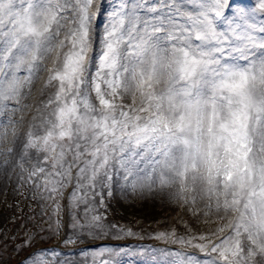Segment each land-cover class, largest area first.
I'll return each instance as SVG.
<instances>
[{"label":"snow or ice","instance_id":"obj_1","mask_svg":"<svg viewBox=\"0 0 264 264\" xmlns=\"http://www.w3.org/2000/svg\"><path fill=\"white\" fill-rule=\"evenodd\" d=\"M105 11L103 0H0V139L11 125L16 144L3 166L15 153L21 181L26 173L33 199L51 202L57 216L75 180L64 244L117 229L87 198L98 187L101 207L105 189H171L182 205L206 199L203 215L228 223L206 235L152 236L197 248L203 261L149 245L138 249L144 264H264V0H116L101 32ZM44 73L37 90L50 111L37 126L23 101ZM60 227L25 233L14 251ZM132 254L102 247L92 256L123 264L118 257ZM59 255L37 247L20 264H54Z\"/></svg>","mask_w":264,"mask_h":264},{"label":"rangeland","instance_id":"obj_2","mask_svg":"<svg viewBox=\"0 0 264 264\" xmlns=\"http://www.w3.org/2000/svg\"><path fill=\"white\" fill-rule=\"evenodd\" d=\"M39 105L41 106V113L46 114L47 111H50V109L45 110L41 103ZM40 119L41 114L36 121L32 120L31 123L38 126ZM14 163L15 154L13 153L12 157L9 158V164L6 167L7 171L4 173L5 176L0 185V264L14 263L13 257L15 255L19 257L16 264H20V261L29 254V251L34 250L39 245H41L39 248L55 249L60 253L55 258L54 264H94L92 253L99 251L102 247L132 248L135 254L121 256L118 259L123 264H144L147 256L142 255L138 249L139 246L147 247L149 245L179 251L186 255H188V252H192L196 258L203 261L205 253L199 252L197 248L189 245L173 244L170 241L165 243L153 239L152 236L158 232H171L172 230H175L177 236H184L185 238L200 234L206 235L210 233V225L217 224L221 220L215 211L209 216L203 215V212H206L207 209L202 206L199 199L196 206H190L182 205L171 197L169 202L163 207L164 210L162 212L152 213L151 215L145 214L139 205L140 200L134 201L133 197L137 193H133L131 189L122 191L117 188L111 196H109L107 189L103 190L104 205L101 207L99 206L100 189L98 187L97 195L93 196L89 192L87 193V198L90 202H93V207L104 217V224L106 226L115 224L117 229H106L103 234L87 237L86 239H75L74 243L64 244L62 237L65 236V233H61L62 225L66 220L70 222V216L67 215L66 219L63 214L65 193L63 198H58L61 205L59 215H53L51 202H44L38 198L33 199L34 186L27 181L26 173L23 174L25 178L21 181L20 169L14 167ZM32 163H36L35 159L30 161V164ZM73 173H75V169H73ZM74 184L75 180L73 179L72 184L67 188L69 196ZM84 207L85 205L81 204L79 209L76 210L81 220L83 219ZM159 209L162 210V207ZM70 211L72 209L68 207V212ZM49 216H51V220H49ZM57 220H59L61 227L59 233L53 235L51 240L33 245L32 248L14 251L21 240L25 238V233L44 229L45 231L41 234L47 235V229L50 225L54 228ZM226 221L228 222V220ZM119 228H131L135 235L126 236L120 234V238L117 239L116 233ZM228 231L229 229H225V234ZM67 234H71L70 229H68ZM222 235L218 233L217 238ZM12 237H15V239H11ZM107 239L109 240L107 242L112 243L113 246H105L108 243L104 244V240ZM198 242L193 241V243ZM127 243L130 245L126 246ZM107 258L108 256L105 254L95 259L98 262L100 259ZM49 259L51 260L52 258Z\"/></svg>","mask_w":264,"mask_h":264},{"label":"bare ground","instance_id":"obj_3","mask_svg":"<svg viewBox=\"0 0 264 264\" xmlns=\"http://www.w3.org/2000/svg\"><path fill=\"white\" fill-rule=\"evenodd\" d=\"M104 2V6L106 11L104 13L101 14L100 16V21L101 23L99 24V31L102 32L103 30V21L106 18L107 15V11H111L113 4L116 2V0H103ZM187 2V0H186ZM42 84V83H41ZM40 84V85H41ZM40 85L36 88V96L39 98V102L44 99L47 96V93L45 94V96H41L38 92V88L40 87ZM23 103H27L29 105H31V108L28 111H25V117L28 120H32L33 116L39 117L41 114V111H37V109H40L41 106L40 105H34L29 101V97L27 100L23 101ZM6 121V118H5ZM30 123V122H28ZM19 128V126H17ZM26 128V126H25ZM4 132V128L0 127V135H2ZM13 145V146H12ZM8 147H12V148H16V144L13 143V135H12V127L11 125H9L7 127V138L6 139H0V185H1V181L4 178V173H6V168L3 166V162L5 159V155H4V149L8 148ZM15 154V153H14ZM12 156L8 157L11 158ZM171 192L172 190H168L165 189L163 191H161L159 188H157L153 193L148 194L145 193L144 195H141L139 193L134 195V201H139V205L142 208V211H144V213H148V214H152V213H160L164 210V206L169 202V200L171 199ZM170 193V194H168ZM199 199V198H198ZM200 200V199H199ZM201 201V200H200ZM202 206H205V204H207V200H203L201 201ZM158 207V208H156ZM162 207V210H160L159 208ZM228 223L226 220H220L219 223L217 224H211L210 225V232L212 231H216L217 228H219L221 225ZM179 237V236H177ZM107 240H104V244L108 243ZM130 244L127 243L126 246H129ZM105 246H113L112 243H108ZM179 252V251H178ZM188 255H194L192 252H188ZM203 257L206 258V254L203 255ZM257 259H259V257H257Z\"/></svg>","mask_w":264,"mask_h":264}]
</instances>
